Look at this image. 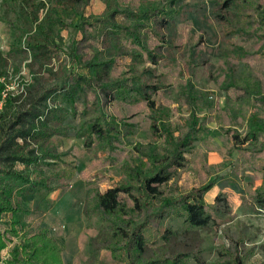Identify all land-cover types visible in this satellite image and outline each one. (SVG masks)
<instances>
[{
	"label": "trees",
	"instance_id": "16d2710c",
	"mask_svg": "<svg viewBox=\"0 0 264 264\" xmlns=\"http://www.w3.org/2000/svg\"><path fill=\"white\" fill-rule=\"evenodd\" d=\"M253 2L224 0L217 5L219 12L215 21L225 25L234 36L241 33L258 36L257 31L264 30V0L255 6ZM241 3L251 4V11L233 13ZM89 4L90 0H6L5 5L10 9L8 15H14L6 24L15 46L24 44L30 53L29 68L36 66L39 74L55 85L49 90H39L41 79L35 77L34 84L24 86L26 89L17 96L7 93L4 98L6 85L1 80L6 77L7 60L0 55V103L4 106L0 109V224L5 216H11L10 230H0V257L10 236L19 238L16 228L24 225L23 216L27 211L23 197L54 190L48 185V177L39 178L44 173L43 167H51L48 161L60 158L55 142L58 136H64L65 112L76 116L81 107L78 111L82 118L79 137L85 140V148L90 149L96 143L112 150L116 143L123 142L121 137L128 139L132 128H137L134 123L126 122L119 128L115 120L108 121L105 106L120 101L127 106L143 105L148 110L147 131L157 143L164 142L163 152L157 145L154 147V143L150 144L148 153L143 154L138 149V158L132 166L125 163L122 167L125 184L118 183L97 193L88 203L89 228L97 230L96 240L101 248L110 252L119 264H184L188 258L185 253L173 258L150 259L145 231L153 222H162L173 215L183 218L188 228H208L216 224L215 214L227 203L221 196L215 199L214 205L206 203L205 197L213 184L203 185L179 198H164L163 188L185 168L186 156L207 131L205 121L211 116L201 109L214 110L211 103H201L200 93L189 78L185 88L179 91L177 102L189 108L190 118L180 123L170 122L169 107L157 102L163 95V88L143 80L152 71L139 70L145 64L159 67L165 58L164 51L175 46L174 36L168 38L167 33L176 26L174 16L179 14L178 2L136 0L133 5L128 3L121 9L120 0H105L106 10L102 17H88ZM122 13L137 19L133 31L118 24ZM69 22L75 29L68 54L70 71L60 76L53 61L62 52V32ZM148 28L157 31L153 34L157 42L155 50L146 45L147 37L143 33ZM122 31L126 33L123 40L120 39ZM260 39L263 45L259 52L264 56V31ZM196 45H200L199 42ZM101 47L109 50V59L105 60ZM241 50L232 49L220 59L223 64L217 73L222 80L215 82L234 105L219 109L216 118L220 119V130L233 139L234 149L244 159H251L253 154L264 157V67L257 71L245 63L240 69L238 64L246 57ZM190 52L188 66L196 69L199 64L193 61L194 49ZM119 59H130L131 64L125 73L116 76L113 68ZM61 102L68 110L57 105ZM222 113L226 116L222 117ZM226 123L238 127L226 131ZM240 127L244 128V135L239 133ZM251 171L253 179L261 180V184L251 193L249 201L264 213V163L259 168L252 165ZM123 197L131 201V207ZM169 234L170 231H166L163 239L169 241ZM21 240L7 264H65L63 249L48 230L31 235L25 233ZM219 260L214 264L248 262L247 255L243 256L238 249L235 252L227 250Z\"/></svg>",
	"mask_w": 264,
	"mask_h": 264
},
{
	"label": "rangeland",
	"instance_id": "374dc122",
	"mask_svg": "<svg viewBox=\"0 0 264 264\" xmlns=\"http://www.w3.org/2000/svg\"><path fill=\"white\" fill-rule=\"evenodd\" d=\"M135 1L120 0L121 9H125L124 5H133ZM255 1L254 6L261 3L260 0ZM177 2L179 14L174 16L176 26L167 33L168 38L174 36L175 46L171 49L165 48L168 50L164 51L165 58L159 67L153 68L152 65L145 64L139 70L152 71V74H146L143 80L150 84H160L163 88V95L157 102L161 101L169 107L170 122L180 123L182 119L190 118L189 108L177 102L179 91L185 88L189 78H192L200 93L201 103H211L214 110L201 109L203 113L211 116L205 121L207 131L199 137L193 151L186 156L185 168L163 188L164 198H179L203 185L213 184L214 187L205 197L206 203L214 205L215 199L221 196L226 200L227 206L220 207L219 213L215 214L216 224L205 229L188 228L183 223V218L174 215L162 222H153L145 231L149 258L160 260L185 253L188 258L184 264H214L220 261L222 254L227 250L235 252L238 249L243 256L247 255V264H264V213L249 201L251 193L261 184V180L253 179L251 167H261L264 157L253 154L251 159H244V156L234 149L233 139L220 130V119L216 118L218 110L227 109L234 104L227 100V95L215 82L222 80H219L217 73L223 64L220 59L232 49H242L246 55L238 64L240 69L245 63L257 71L264 67V56L259 52L263 45L260 37L264 30L259 29L258 36H247L246 33L234 36L225 25L215 21V15L219 12L217 5L222 4L224 0ZM5 4L6 0H0V55L7 60L4 69L6 77L1 80L6 85L3 97L5 98L7 93L17 96L26 89L24 86L30 87L34 84L35 77L41 79L37 89H51L55 85L54 82L39 74L36 66L29 68L31 58L25 45L15 46L6 24L14 19V15H8L10 9ZM251 9V4L241 3L233 13L243 10L247 14ZM105 10V0H90L86 14L88 17H102ZM136 21L135 17L127 13H122L118 18L119 25L132 31ZM67 25L68 28L62 32V52L59 58L53 61V66L60 76L70 71L68 54L75 38L74 24L69 22ZM145 31L143 35L147 37L146 45L155 50L157 42L154 41L153 34L156 29L148 28ZM125 37L126 33L122 31L120 39ZM198 42L200 45H196ZM101 49L105 51V60L109 59V50L103 47ZM190 51L196 54L193 59L199 64L196 69L188 66ZM203 63L206 65L201 66ZM129 64L130 59L117 60L113 75L120 76L125 73ZM50 105L54 106L52 103ZM57 105L68 110L67 105L62 102ZM1 108L4 109L2 103ZM79 108L76 116L65 112L62 129L64 136H58L55 142L60 158L48 161L51 167H43L44 173L39 178L48 177V185L54 190H42L23 197V206L27 211L23 216L24 225L16 228L19 238L10 236L7 247L1 253L0 264H7L11 260L12 252L19 247L21 237L25 233L31 235L42 229L48 230L61 245L65 264H119L110 252L101 248L102 245L96 240L97 230L89 228L86 214L88 203L97 193L104 192L118 183L125 184L122 167L125 163L132 166V162L138 158V149L143 154L148 153L150 144L154 143V147L157 145L161 150L164 142L157 143L147 131L149 112L143 105L127 106L116 101L105 106L108 121L115 120L119 128L120 124L125 122L134 123L137 128H132L128 139L121 137L123 142L121 140V143H116L112 150L104 149L96 143L90 149L85 148V140L79 137L82 123L79 113L81 107ZM221 116L225 117L226 114L222 113ZM131 117L132 119L128 120ZM236 127L226 123L224 130L231 131ZM124 129L125 134L127 129ZM244 132V128L240 127L239 133L244 135ZM123 199L128 207L132 206L131 201L125 197ZM10 223L11 216H5L0 230H10ZM166 231H170L169 241L163 239Z\"/></svg>",
	"mask_w": 264,
	"mask_h": 264
}]
</instances>
